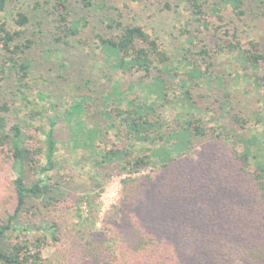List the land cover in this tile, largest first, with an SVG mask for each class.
I'll list each match as a JSON object with an SVG mask.
<instances>
[{"label": "trees", "instance_id": "16d2710c", "mask_svg": "<svg viewBox=\"0 0 264 264\" xmlns=\"http://www.w3.org/2000/svg\"><path fill=\"white\" fill-rule=\"evenodd\" d=\"M9 1L0 0V148L11 152L16 171L7 187L15 207L0 220V264H264V115L255 114L252 128L226 113L222 95L199 92L212 75L202 69L203 61L206 68L214 66L215 53L207 45L175 53L161 48L142 25L110 18L107 26L119 33L96 34L104 60L142 78L127 89L109 79L111 90L91 89L63 112L51 98L54 114L47 125L37 123L43 111L30 95L50 96L30 83L35 43L2 18ZM56 1L64 33L58 40L68 42L67 36L79 34L80 22L68 20L66 0ZM221 2L238 17L248 10L264 16V0ZM194 5L202 6L197 0ZM18 23L27 24L28 17L23 14ZM241 56L243 71L259 73L264 90V50ZM25 108L32 119L20 115ZM62 121L66 129L59 134ZM112 130L117 140L109 146ZM59 143L81 158H60ZM82 159L92 164L89 173H77ZM2 160L0 169L8 163ZM116 173L132 176L124 179V197L98 229L99 193L81 179L86 175L96 185ZM0 179L2 184V173ZM82 186L85 191L76 196L75 187ZM70 198L78 209L79 226L73 229L59 220ZM85 202L91 219H83ZM42 229L60 247L57 258L41 255L45 238H31Z\"/></svg>", "mask_w": 264, "mask_h": 264}, {"label": "rangeland", "instance_id": "374dc122", "mask_svg": "<svg viewBox=\"0 0 264 264\" xmlns=\"http://www.w3.org/2000/svg\"><path fill=\"white\" fill-rule=\"evenodd\" d=\"M194 1L189 0H66L68 20L79 21L80 32L77 35L67 36L68 42L58 40L64 33L59 26V12L62 7L56 0H10L6 12L2 18L8 21L10 26L23 29L25 36L34 41L33 48L29 51L32 63L30 83L46 92L50 96L47 100H41L35 94L30 98L37 101L35 109H41L43 116H38L37 123L47 125V116L54 114V110L48 106L51 98L57 99L59 111L63 112L70 103L79 95L89 94L90 90L109 91L113 81H119L123 89H127L131 82L142 78L139 72H122L114 70L104 60V54L100 51L97 33L105 36H113L119 33V29L107 26L109 19L114 18L126 24L142 25L151 34L161 48L177 53L184 48L198 51L203 45L215 53V65L207 67L203 61L202 69H210L208 75L212 78H204L199 90L209 94L211 98L222 95L226 100V113L241 116L252 128L257 127L256 113L264 115L263 88L259 85L257 72L243 71L244 60L242 53L246 50H264V16H258L260 12L247 11L242 17H238L232 7L226 6L221 0H197L202 6L196 7ZM201 9V10H200ZM23 14L28 17V23L21 25ZM22 15V16H21ZM224 16L223 20L219 16ZM19 18V20H18ZM17 19V20H16ZM237 48H236V47ZM183 52V51H182ZM235 70L241 72L237 77ZM187 77V76H186ZM109 79L113 81L109 82ZM206 79V80H205ZM216 82V83H215ZM217 84L218 88L213 85ZM222 91L219 88L226 87ZM212 87L218 91L213 92ZM226 91V93H225ZM130 93H133L132 91ZM93 94V93H91ZM36 109V110H37ZM255 112V113H254ZM30 110L25 108L20 111L24 118L32 119ZM174 110L170 109L169 114ZM261 127V126H260ZM65 123L62 121L60 133L65 131ZM114 131H110L108 145L117 139ZM43 139V136L41 135ZM65 139V134L60 137ZM60 158L78 157L76 151H71L59 143ZM11 152L0 148V161L3 157L8 160L0 169L3 174V183L0 184V220L7 218L15 207L14 197L8 194L7 187L11 188V179L16 177V171L11 170ZM77 166V173H89L93 166L89 162L81 160ZM75 170L73 171V173ZM25 176H31V171L26 169ZM130 174H114L102 183L96 185L93 178L86 175L81 179L83 185L98 194L96 207L98 216L96 226L103 227L106 214L124 197V179ZM135 176V175H133ZM1 181V179H0ZM97 182V181H96ZM85 186L78 189L77 195ZM77 204V203H76ZM75 199L65 200L59 220L62 227L78 228ZM90 207L87 202L83 204V219H91ZM80 212V211H79ZM32 239L45 238L41 243V255L44 258H57L60 247L48 236L46 230H38L30 233ZM38 253V249H36ZM34 253V252H33Z\"/></svg>", "mask_w": 264, "mask_h": 264}]
</instances>
